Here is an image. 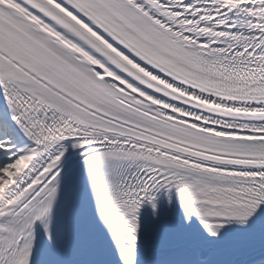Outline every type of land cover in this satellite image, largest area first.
<instances>
[{
  "label": "snow or ice",
  "instance_id": "snow-or-ice-1",
  "mask_svg": "<svg viewBox=\"0 0 264 264\" xmlns=\"http://www.w3.org/2000/svg\"><path fill=\"white\" fill-rule=\"evenodd\" d=\"M0 264H264V0H0Z\"/></svg>",
  "mask_w": 264,
  "mask_h": 264
}]
</instances>
